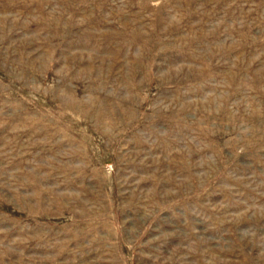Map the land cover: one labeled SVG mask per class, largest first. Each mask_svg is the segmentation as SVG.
<instances>
[{"label":"rangeland","instance_id":"obj_1","mask_svg":"<svg viewBox=\"0 0 264 264\" xmlns=\"http://www.w3.org/2000/svg\"><path fill=\"white\" fill-rule=\"evenodd\" d=\"M0 264H264V0H0Z\"/></svg>","mask_w":264,"mask_h":264}]
</instances>
